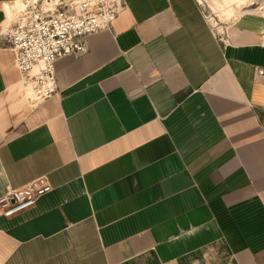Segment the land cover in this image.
<instances>
[{"label":"crops","instance_id":"1","mask_svg":"<svg viewBox=\"0 0 264 264\" xmlns=\"http://www.w3.org/2000/svg\"><path fill=\"white\" fill-rule=\"evenodd\" d=\"M16 0H0V34ZM30 107L0 39V264H264V14L223 45L196 0H124Z\"/></svg>","mask_w":264,"mask_h":264},{"label":"built area","instance_id":"2","mask_svg":"<svg viewBox=\"0 0 264 264\" xmlns=\"http://www.w3.org/2000/svg\"><path fill=\"white\" fill-rule=\"evenodd\" d=\"M196 1L201 7L200 1ZM124 7V0L14 2L13 22L2 28L0 39H5L14 52V66L30 107H36L58 94L55 62L65 55L85 53L88 50L87 36L100 30H110ZM224 26L220 29L211 26L223 45L227 41ZM258 73L263 74L264 70L260 69ZM51 190L52 185L46 175L16 188L7 186L0 196V215L8 218L28 210Z\"/></svg>","mask_w":264,"mask_h":264},{"label":"rangeland","instance_id":"3","mask_svg":"<svg viewBox=\"0 0 264 264\" xmlns=\"http://www.w3.org/2000/svg\"><path fill=\"white\" fill-rule=\"evenodd\" d=\"M208 23L217 29L244 11L264 14V0H199Z\"/></svg>","mask_w":264,"mask_h":264}]
</instances>
